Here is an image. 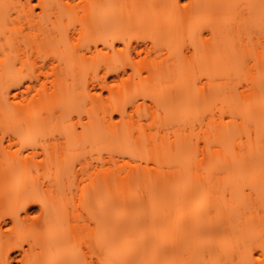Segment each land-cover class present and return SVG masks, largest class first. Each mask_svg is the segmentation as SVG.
<instances>
[{"label": "bare ground", "instance_id": "obj_1", "mask_svg": "<svg viewBox=\"0 0 264 264\" xmlns=\"http://www.w3.org/2000/svg\"><path fill=\"white\" fill-rule=\"evenodd\" d=\"M59 1L63 8L50 12L47 17L34 18L28 15L27 21L0 23V264H71L72 261L83 260L78 249L62 247L75 234H53L61 226L62 219L48 205L49 198L60 193L70 175L75 181V189L84 181L90 180L93 185L90 196L97 199L104 193L111 194L117 183L123 191L142 182L146 195L171 198L151 212H139L136 216L133 204L126 203L125 197L110 196L91 213L90 219L83 218L84 223L77 224L81 230L93 222L95 227L105 229L104 238L107 241L119 233L139 235L142 243L146 239V244L151 248L147 247L153 249L151 251L144 245L145 251L138 250L129 258L124 256L118 259L114 254L102 259L104 261L117 260L120 264H224V257H231L230 253L239 247V257L243 264H259L251 251L252 247L258 246L262 248L261 255L264 254V243L261 242H264L262 77L258 78L259 81L256 80L257 86L254 82L257 92L253 91L251 97L241 98L243 104L240 108L231 106L233 114L239 111L244 125L238 123L237 127L233 122V125L221 127L212 125L207 130L211 147L209 146L205 159L200 164H182L176 166L171 173L166 172L165 175L150 180V168L147 171L148 168L140 164L134 168L128 163L120 166L111 153L107 156L100 153L86 160H68L66 137L64 133L56 131L67 109L68 88L64 66L66 58L59 44L58 24L63 14L74 12L85 0ZM171 1L180 3V0ZM190 1L191 7L199 8L206 14L211 31V38L206 40V48L210 51L211 64L217 76L227 78L241 71L244 66L262 67L264 58L258 63L248 64L250 51L246 45L237 49L234 41H238L240 37L242 40L243 35L251 29L260 31V36L264 39V0ZM185 11L189 13L191 9L186 7ZM108 14L100 11L94 13L95 17H101L104 22L102 28L100 26L95 30L114 33L116 26L124 22V17L107 18ZM130 18L133 19L129 16L128 22ZM131 23L132 21L128 25ZM71 38L72 36L69 37ZM117 41H92L87 43L85 50L93 54L99 50V44L115 50ZM76 48L77 46H72V50ZM262 56L264 57V47ZM86 58V55H82L78 60ZM140 64L151 73L165 71L167 75L185 81L190 79L192 69L188 55H166L148 44L129 45L125 63L105 72L99 81L86 85L84 99L101 126L115 129L121 122H125L131 129L132 124L142 119L138 112L142 104L116 103L110 107L102 99L105 92H112L114 88L108 78L115 82H126L128 69L138 68ZM225 90V87L219 90L222 96L217 99L223 108L228 104ZM237 100L238 97H232L233 102ZM206 102L208 101L204 104ZM212 104L214 102L210 99L206 105L211 107ZM137 115L139 119L135 118ZM116 117L121 119L118 121ZM252 124L254 130L250 128ZM242 132L246 141L248 138L250 142L244 140L245 143H242ZM104 142V137L98 133L84 137V145L95 150ZM233 143H237V149L241 147L243 153L234 149L236 146ZM212 144L217 147L216 150L212 149ZM181 157L179 156V160H184ZM167 158L173 161L172 155ZM158 159L159 157H155L153 160ZM200 169L205 172L199 173ZM123 173L126 176L122 177ZM14 177H19L20 180L8 192L7 188ZM131 177H135L134 180H130ZM245 187L250 192L246 193ZM8 206H13L14 211L7 213L5 208ZM33 210L36 212L31 217ZM114 210H120L122 214L116 212L109 216ZM27 222L39 232L23 240H15L9 229L10 223L16 225ZM177 235L183 240L180 241ZM144 253L150 257L147 258ZM95 255L98 257L97 252L92 250L87 256L93 258ZM233 256L232 254V258ZM227 260L230 263L232 259Z\"/></svg>", "mask_w": 264, "mask_h": 264}, {"label": "rangeland", "instance_id": "obj_2", "mask_svg": "<svg viewBox=\"0 0 264 264\" xmlns=\"http://www.w3.org/2000/svg\"><path fill=\"white\" fill-rule=\"evenodd\" d=\"M191 2L190 0H180V3L177 4L171 0H85L74 12L63 14L58 27L60 31L59 44L64 50L66 58L64 66L68 81L67 109L63 121L56 128V131L64 133L66 137L68 145L66 158L68 160H86L91 156H98L100 153L103 156L111 153L120 166L128 163L131 167H137L140 164L144 168L147 167V171L150 168V180H154L165 175L166 172L171 173L176 166L192 165L197 162L200 164V161L205 159V153L209 146L211 147L207 130H210L212 125L221 127L222 125H233V122L236 125L238 123L244 125L239 111H237L238 114L234 112L235 117L231 106L240 108V105L243 104H241V98L251 97L253 91L257 92L256 82L259 81L260 76L264 78V68L262 69L264 63L262 67L259 66L260 69L256 66L253 68L244 66L241 71L231 74L227 78L217 76L218 74L211 64L210 51L206 48V40L211 38L206 14L199 8L191 7ZM185 5L191 9L189 13L185 11ZM60 8H63V5L59 0H0V23H20L27 21L28 15L34 18L39 16L44 18L50 12L60 11ZM98 11L108 12L107 18L124 17V22L116 26L117 29L114 33L108 34L97 31L98 27L101 26L102 28L104 23L101 17L94 16V13ZM129 16L133 18L132 20L130 18V22L132 21L130 25H128L130 23L128 22ZM260 34V31L251 29L243 35L242 40L240 37L238 41H234V46L237 49L246 45L250 51V57L247 61L250 65L255 62L258 63L260 59L264 58L262 56L264 39ZM70 36H72L71 39H69ZM110 39L118 40L115 43V50L107 49L103 44H99V50L93 54L85 50L87 43ZM71 43H73L72 46H77L75 50H72ZM138 43L153 46L166 55L172 54L181 57L188 55L192 62L190 79L188 81L181 78L175 79L167 75L165 71L158 74L151 73L144 69L142 64L138 68L128 69V75H125L126 82H115L112 78H108L114 88L112 92L103 94V102L110 107L116 103L142 104L138 111L142 115V119L132 124L131 129L125 122H121L115 129L105 128L98 123V118L90 111V105L84 99L86 85L99 81L105 72L125 63L128 58L129 45ZM82 55H86L87 58L79 61L78 58ZM262 78H260L262 81L260 84L264 82ZM224 87L226 88L224 95L228 101L225 108L221 107L219 100L217 101L222 96L219 90ZM233 96L238 97L236 102L232 101ZM210 99L213 100L214 104L208 107L206 104ZM205 101L208 102L204 104ZM135 118L139 119L138 115ZM120 119L116 117V120L119 121ZM253 125L250 127L252 130H254ZM92 133H98L105 139V142L96 147V150L84 145V137ZM252 134L253 137L254 134ZM240 138H243L242 143H245V136ZM237 139L239 140V136ZM248 141L250 142L247 138L246 142ZM261 141L264 142V140ZM236 144L233 143L236 146L234 149H237L238 144ZM212 145L214 146L212 149L216 150L217 147ZM240 149L237 150L242 152ZM168 155H172L173 161L168 160ZM179 156H182L181 158L184 160H179ZM155 157H159L158 161L153 160ZM201 170L203 169L198 170L199 173L205 172ZM123 176L126 174L123 173ZM134 178L129 179L134 180ZM19 180V177H14L7 191H11ZM73 185H75V181L70 175L66 178L65 184L62 185L60 193L48 200V205L52 208L53 213L62 219L61 226L53 234L72 232L75 236L66 240L62 247L78 249L82 259L85 258V253L89 255L94 250L98 257L96 255L93 258L87 256V259H96L98 264L105 257H112L114 254L118 259L124 256L129 258L134 252L144 250V245H146L145 247L147 245L150 247V245L146 244V239L143 244L139 235L129 236L122 233L107 241L104 238L105 229L95 227L93 222H90L89 227L83 230L79 229L77 224L84 223L83 218L90 219L91 213L98 209L99 204L110 196L114 198L125 197L126 203L133 204V212L135 211L136 216L139 212H151L159 204L171 200L168 196L146 195L144 182L135 184L130 190L123 191L120 189V184L117 183L111 194L104 193L98 199L90 196V190L93 187L90 180L81 183L78 189H75ZM247 188L245 187L246 193L250 192V189ZM245 190L243 191L245 192ZM5 211L7 213L13 212L14 207L8 206ZM35 212L34 210L31 211L32 215L30 216L33 217ZM116 212L122 214L120 210H114L109 213V216ZM9 229L15 240H23L39 232L29 222L16 225L10 223ZM177 237L179 236L177 235ZM179 240L182 241L183 239L180 238ZM232 241L234 242L235 239ZM235 249L236 251L232 253L233 258L230 253L231 257H229L232 259L230 263L227 260L230 259L229 257H224L225 260L219 259L221 263L223 260L224 264H243L239 257L241 250L238 249L240 248ZM251 252L255 260L258 261L262 248L254 246ZM144 256H148V254L144 253ZM168 257L170 256L168 255ZM110 264L120 263L114 260L110 261ZM203 264L206 263L203 262Z\"/></svg>", "mask_w": 264, "mask_h": 264}, {"label": "snow or ice", "instance_id": "obj_3", "mask_svg": "<svg viewBox=\"0 0 264 264\" xmlns=\"http://www.w3.org/2000/svg\"><path fill=\"white\" fill-rule=\"evenodd\" d=\"M187 7V5H185ZM71 264H98L96 259H87V253H85V258L83 260L72 261ZM99 264H110L108 261L101 260ZM259 264H264V254L260 256Z\"/></svg>", "mask_w": 264, "mask_h": 264}]
</instances>
